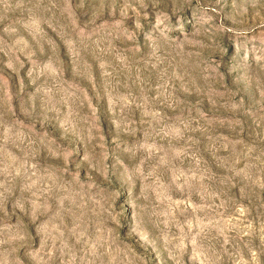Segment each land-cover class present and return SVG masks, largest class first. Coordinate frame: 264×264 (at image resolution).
<instances>
[{"label":"rangeland","instance_id":"obj_1","mask_svg":"<svg viewBox=\"0 0 264 264\" xmlns=\"http://www.w3.org/2000/svg\"><path fill=\"white\" fill-rule=\"evenodd\" d=\"M0 264H264V0H0Z\"/></svg>","mask_w":264,"mask_h":264}]
</instances>
